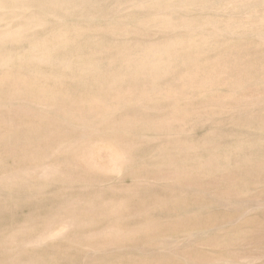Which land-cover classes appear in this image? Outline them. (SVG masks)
Wrapping results in <instances>:
<instances>
[{"label": "rangeland", "instance_id": "rangeland-1", "mask_svg": "<svg viewBox=\"0 0 264 264\" xmlns=\"http://www.w3.org/2000/svg\"><path fill=\"white\" fill-rule=\"evenodd\" d=\"M13 261L264 264V0H0Z\"/></svg>", "mask_w": 264, "mask_h": 264}, {"label": "bare ground", "instance_id": "bare-ground-1", "mask_svg": "<svg viewBox=\"0 0 264 264\" xmlns=\"http://www.w3.org/2000/svg\"><path fill=\"white\" fill-rule=\"evenodd\" d=\"M27 179H28V178H27ZM22 181H24V180L22 179ZM26 181H27V180H26ZM69 214H70V213H69ZM61 217H62V216H61ZM63 218H64V216H63ZM51 220H52V219H51ZM51 220H50V221H51ZM65 220H67V219H65ZM108 228H109V227H108ZM17 229H18V228H17ZM110 230H111V229H110ZM115 230H117V229H115ZM118 230H119V232L121 233L120 229H118ZM18 231H19V230H18ZM21 231H22V233H24L23 230H21ZM24 231H25V230H24ZM103 231H104V228H103ZM105 231H107V230H106V227H105ZM111 231H112V230H111ZM111 231H109V232L111 233ZM50 232H51V231H50ZM43 233H44V232H43ZM46 233H47V232H46ZM112 233H113V232H112ZM114 233H115V232H114ZM116 233H117V232H116ZM11 234H13V233L11 232ZM14 234H15V233H14ZM14 234H13V235H14ZM17 234H18V232H17ZM24 234H25V233H24ZM39 234H41V232H39ZM50 234H51V233H50ZM8 235H9V234H8ZM19 235H20V234H19ZM19 235H18V236H19ZM22 235H23V234H22ZM37 235H38V234H37ZM117 235H118V234H117ZM117 235H116V236H117ZM119 235H120V234H119ZM11 236H12V235H11ZM41 236H43V234H42ZM113 236L115 237V235H112L111 238H112ZM7 237H8V236H7ZM7 237H6V239H7ZM36 237H37V236H36ZM36 237H35V235H34V237H32V235H31V239H32V240H33V238L35 239ZM8 238H11V237H8ZM15 238H16V237H15ZM108 238H110V237H108ZM4 239H5V238H4ZM16 239H17V238H16ZM24 239H25V238H24ZM24 239H22V244H23ZM29 239H30V237H29ZM31 239H30V240H31ZM7 240H8V239H7ZM12 240H13V242L15 241V239H12ZM25 240H26V241L24 242L25 244H23V245H26V246H27V244H26V243H28V242H27V239H25ZM44 240H45V239H44ZM18 241H19V240H17V242H18ZM20 241H21V239H20ZM33 241H34V240H33ZM109 241H110V239H109ZM8 242H9V241H8ZM11 242H12V241H11ZM9 243H10V242H9ZM19 243H20V242H19ZM35 243H36V242H35ZM97 245H98V244H97ZM97 245H96V246H97ZM20 246H21V245H20ZM98 247H100V246L98 245ZM15 252H16V251H15ZM17 254H18V253H17ZM13 255H14V254H13ZM15 255H16V253H15ZM15 255H14V256H15ZM11 257H12V256H11ZM26 257H27V256H26ZM11 259H12V258H11ZM11 259H10V260H11ZM14 259H15V257H14ZM14 259H12V260H14ZM16 259H17V258H16ZM34 259H35V258H34ZM41 259H43V258H41ZM41 259H40V260H41ZM30 261H31V260H30ZM30 261H29V263H30ZM33 261H34V260L32 259L31 262H33ZM11 262H12V261H11ZM21 262H22V261H21ZM21 262H19V263H21ZM42 262L45 263L44 261H42ZM9 263H10V261H9ZM13 263L15 264L16 262L13 261ZM17 263H18V262H17ZM22 263H23V262H22ZM22 263H21V264H22ZM26 263H27V262H26ZM26 263H23V264H26ZM29 263H27V264H29ZM43 263H42V264H43ZM31 264H32V263H31ZM33 264H34V263H33Z\"/></svg>", "mask_w": 264, "mask_h": 264}]
</instances>
